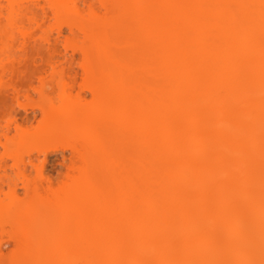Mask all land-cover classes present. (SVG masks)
<instances>
[{
  "label": "bare ground",
  "instance_id": "bare-ground-1",
  "mask_svg": "<svg viewBox=\"0 0 264 264\" xmlns=\"http://www.w3.org/2000/svg\"><path fill=\"white\" fill-rule=\"evenodd\" d=\"M262 5L0 0V47L18 34L25 44L32 28L54 26L61 34L66 26L80 39L70 58L78 53L83 74L96 81L94 92L102 89L90 105L64 97L46 110L48 126L38 139L83 129L75 146L80 165L68 181L37 182L14 164L26 176L27 194L19 198L12 189L9 201H0V228L14 229L27 255L15 264H233L238 240L263 225L246 211L264 203ZM60 54L66 55L48 60ZM7 71L0 64V77ZM51 74L66 71L53 67ZM110 119L141 147L120 171L125 191L99 176L102 158L113 170ZM54 215L60 229H75L60 253L34 234ZM256 254H241L238 264H261L264 244Z\"/></svg>",
  "mask_w": 264,
  "mask_h": 264
},
{
  "label": "rangeland",
  "instance_id": "rangeland-1",
  "mask_svg": "<svg viewBox=\"0 0 264 264\" xmlns=\"http://www.w3.org/2000/svg\"><path fill=\"white\" fill-rule=\"evenodd\" d=\"M85 4L82 3V6L86 7ZM29 32L31 37L25 44H22L23 38L17 33V42L0 47V64L8 70L0 77V201L3 202L9 201L12 189H16L19 198L26 197V176L37 182L48 179L53 184L68 181L73 174L72 168L80 165L75 146H79L78 140L80 142L83 137L79 132L83 129L77 132L71 127L61 137L47 141L38 139L41 131L48 126L46 110L59 105L64 97L90 105L102 95L100 88L94 92L95 79L83 74L81 56L76 53L74 59L70 58L72 49L80 39L75 38L68 27L64 26L61 34L54 26H48L45 32L34 28ZM47 34L50 43L43 39ZM57 52L66 55L60 54L56 59L48 60ZM53 67L65 69L66 74L52 75ZM108 121L105 128H108L106 131L113 151V170L106 168L105 158H102L98 166L99 176L102 179V175H109L111 187L115 189L121 184L125 191L126 182L121 178L120 171L131 166L135 156L141 152V147L125 127L116 120ZM99 128L102 130V121L99 122ZM95 149L97 157L102 156V149ZM4 163L6 170L1 168ZM15 163L27 167L25 177L17 171ZM39 166L43 168L41 174L36 171ZM250 210L246 208L252 218H261L263 225L254 224L247 237L238 240L232 249L236 253L232 257L233 264L239 263L241 254L258 255V248L264 244V203L256 204L253 212ZM42 226L43 229H36L34 233L36 242L51 246L56 253L64 250L69 234L75 230L60 229V218L56 215L44 219ZM14 233L15 230L9 229V226L0 228V264H15L17 257L27 256L24 250L19 249Z\"/></svg>",
  "mask_w": 264,
  "mask_h": 264
},
{
  "label": "snow or ice",
  "instance_id": "snow-or-ice-1",
  "mask_svg": "<svg viewBox=\"0 0 264 264\" xmlns=\"http://www.w3.org/2000/svg\"><path fill=\"white\" fill-rule=\"evenodd\" d=\"M262 8H264V5H262ZM261 264H264V261H262Z\"/></svg>",
  "mask_w": 264,
  "mask_h": 264
}]
</instances>
